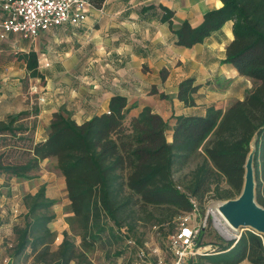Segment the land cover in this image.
Instances as JSON below:
<instances>
[{"label": "trees", "instance_id": "1", "mask_svg": "<svg viewBox=\"0 0 264 264\" xmlns=\"http://www.w3.org/2000/svg\"><path fill=\"white\" fill-rule=\"evenodd\" d=\"M101 1L89 0L93 5ZM220 1L203 12L196 26L183 19L172 28V11L163 5L161 19L171 28L175 44L183 47L201 42L231 22L232 38L222 61L252 79V88L224 110L208 106L202 115L174 116L170 142L165 141V122L147 106L125 122V99L118 95L110 97L106 112L79 124L54 113L44 138L22 151L25 161L4 163V152L0 153V173L28 179L41 160L54 159L71 213L66 222L69 227L75 224L79 244L64 230L56 249L50 250L55 234L48 228L52 215L47 211L52 201L40 187L24 197L27 210L22 225L12 226V256L29 250L34 264L85 262L87 252L116 239L114 229L130 232L140 221L159 227L172 224L206 194L219 200L234 198L242 186L251 146L254 200L264 208V0ZM33 59L29 53L26 67L30 76H38ZM197 88L191 78L182 79L176 85V98L191 106ZM25 114L20 111L0 121V140L3 135L16 136L20 130L16 121ZM187 166L188 171L173 177ZM213 244V250L197 261L264 264L262 235L251 229L243 228L236 239L218 238Z\"/></svg>", "mask_w": 264, "mask_h": 264}, {"label": "crops", "instance_id": "2", "mask_svg": "<svg viewBox=\"0 0 264 264\" xmlns=\"http://www.w3.org/2000/svg\"><path fill=\"white\" fill-rule=\"evenodd\" d=\"M220 4V0H102L88 6L77 24L64 22L31 39L6 33L0 39V121L20 111L26 114L16 121L20 130L15 137L2 136V152L13 148L20 153L42 140L54 113L79 124L106 112L115 95L125 99V122L144 106L160 116L166 142L171 140L174 116L202 115L208 106L224 110L241 100L253 80L222 61L232 38L231 22L183 47L175 44L171 28L161 19L163 5L172 11V28L183 19L196 26L205 10ZM4 16L0 8V21ZM29 53L38 76L29 75ZM185 78L198 86L191 106L176 98V85ZM49 159L41 160L39 168ZM4 179L13 177L0 173V184Z\"/></svg>", "mask_w": 264, "mask_h": 264}, {"label": "rangeland", "instance_id": "3", "mask_svg": "<svg viewBox=\"0 0 264 264\" xmlns=\"http://www.w3.org/2000/svg\"><path fill=\"white\" fill-rule=\"evenodd\" d=\"M2 143L3 141L0 140V145ZM26 158L27 156L22 152L19 153L13 148H7L2 157V162L19 163L25 161ZM188 169L189 166L185 167L174 173L173 177H180ZM62 179L61 174L56 169L54 159H49L28 179L1 180L0 264H34L33 255L29 250H25L19 256H12L11 246L14 243L12 226L14 224L22 225L23 216L27 210L24 197L28 194H34L40 187H43L44 195L52 201V205L47 211L52 215L48 228L55 234V238L50 244V250L56 249L64 230L73 237L75 245L79 244V237L74 235L77 231L75 224L69 227L66 222V218L71 213L62 186ZM223 201L225 200L215 199L206 194L201 201L195 203V211L190 216L191 223L200 226L199 243L208 248H213V243L218 238L233 239L241 232L240 229H231L219 213L218 205ZM179 216L174 219V223H163L160 227L140 221L132 227L130 232H125L123 228L114 229L116 239L111 240L110 245H106L104 248L94 247L85 254V262L79 261V263L72 262L70 264H169L168 239L176 230ZM198 264L212 263L206 258H200ZM242 264L247 263L243 262Z\"/></svg>", "mask_w": 264, "mask_h": 264}, {"label": "built area", "instance_id": "4", "mask_svg": "<svg viewBox=\"0 0 264 264\" xmlns=\"http://www.w3.org/2000/svg\"><path fill=\"white\" fill-rule=\"evenodd\" d=\"M90 5L89 0H0V8L5 13L0 21V39L9 32L17 33L23 39H31L39 31L64 22L77 24L82 21ZM193 211L195 204L190 212L178 217L176 230L169 236V264H198L199 255L213 250L199 244L200 226L191 223ZM238 236L239 233L233 239ZM262 238L264 241L263 235Z\"/></svg>", "mask_w": 264, "mask_h": 264}, {"label": "water", "instance_id": "5", "mask_svg": "<svg viewBox=\"0 0 264 264\" xmlns=\"http://www.w3.org/2000/svg\"><path fill=\"white\" fill-rule=\"evenodd\" d=\"M252 152L253 147L251 146L243 164V181L239 194L221 202L218 210L231 227L248 228L264 236V208L254 200Z\"/></svg>", "mask_w": 264, "mask_h": 264}, {"label": "bare ground", "instance_id": "6", "mask_svg": "<svg viewBox=\"0 0 264 264\" xmlns=\"http://www.w3.org/2000/svg\"><path fill=\"white\" fill-rule=\"evenodd\" d=\"M220 205V203H219ZM218 205V206H219ZM219 213L221 214V216L224 218L225 222L227 223V225L232 229L233 227H231V225L229 224V222L225 219V217L222 215V213L219 211ZM235 229V228H234Z\"/></svg>", "mask_w": 264, "mask_h": 264}]
</instances>
